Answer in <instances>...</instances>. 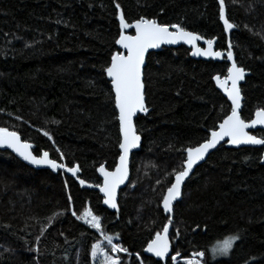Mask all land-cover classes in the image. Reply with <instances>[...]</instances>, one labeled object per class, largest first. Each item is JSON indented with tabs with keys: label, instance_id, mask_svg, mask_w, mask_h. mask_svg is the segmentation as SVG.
Masks as SVG:
<instances>
[{
	"label": "trees",
	"instance_id": "obj_1",
	"mask_svg": "<svg viewBox=\"0 0 264 264\" xmlns=\"http://www.w3.org/2000/svg\"><path fill=\"white\" fill-rule=\"evenodd\" d=\"M119 3L129 21L144 15L181 23L214 38L215 50H227L218 0ZM225 5L226 17L235 25L229 31L234 60L248 73L241 86V115L250 120L257 107H264V0H225ZM118 32L113 0H0V127L19 129L37 151L47 150L58 159L52 141L38 129L49 131L65 162L78 163L80 177L92 184L101 182L99 165L112 170L119 155L118 121L103 73L110 53L118 50ZM227 66L225 61L192 60L184 47L147 56L150 111L136 118L142 145L131 157L130 180L119 192L118 210L103 205L98 192L81 189L63 171L34 170L0 151V264H37L29 251L34 245L40 249L38 264H92L90 246L100 237L66 211L69 193L73 210L92 207L107 234H119L114 242L132 253L124 257L125 264H137L136 253L145 264H154L143 248L167 222L160 209L166 173L183 158L179 149L202 142L230 111L211 79L226 74ZM252 134L264 138L263 131ZM262 153L261 148L221 145L195 169L176 204L174 227L181 236L179 243L174 241L175 250L184 255L204 251L207 264H264ZM53 213L56 218L37 244L35 237ZM230 234H239L238 246L229 256L214 258L212 246Z\"/></svg>",
	"mask_w": 264,
	"mask_h": 264
},
{
	"label": "snow or ice",
	"instance_id": "obj_2",
	"mask_svg": "<svg viewBox=\"0 0 264 264\" xmlns=\"http://www.w3.org/2000/svg\"><path fill=\"white\" fill-rule=\"evenodd\" d=\"M113 3L119 22L118 38L114 43L119 47L118 50L110 53V61L103 68V73L110 80V96L114 102L115 120L118 121L119 155L114 168L109 170L104 164H100L96 171L102 177V182L89 183L80 177V165L70 161L65 162L64 152L59 147H55L53 136L49 131L43 129H38V131L42 132V135L49 141H52L58 159H52L47 150L37 151L29 139L22 137L19 129L9 130L8 127H0V147L11 149L13 153L31 165H46L53 171L62 170L64 173L71 174L79 186L98 189L102 194L103 205L118 210V189L121 185H125L129 179L130 153L138 148L141 142L136 117L140 113L147 114L149 112L146 104L144 79L146 53L149 49H157L164 44L175 45L182 41L191 46V55L193 56L226 59L227 62H231L226 68V74H217L211 79L230 101V111L223 116L218 125L208 130L209 134L202 142L189 144L178 150L182 153L183 158L177 167L166 173L169 180L160 199V207L167 222L163 223L162 227L145 241L143 248L145 254L159 258L154 261V264H160L161 261H165L166 264H180L181 260L183 264H207L204 259V251H193L190 255H184L174 249V241L179 243L181 236L179 228L174 227L176 204L184 196V187L195 177V166H198L199 162L205 161L210 150L215 149L221 141L226 139L229 145H264V138L250 134L249 131L258 125L264 126V107H257L250 120L242 117V91L239 82L245 79L246 69L238 66L235 62L231 41L228 43L226 53L214 50V38L206 39L197 32L188 30L181 23H162L156 18H148L144 15L129 21L126 19L119 0H113ZM218 5L219 20L223 22L224 32L228 33L235 25L226 17L225 0H218ZM163 11L161 9V12ZM198 41H203L206 47L199 46ZM16 119L22 120L23 118L17 116ZM160 183L161 181L157 180V184ZM65 188H68L67 181H65ZM67 200L69 208L66 211H70L77 221H81L99 234L100 238L90 246L91 259L96 264H125L124 257L131 256L132 253L122 243L114 242V239L117 241L120 239L119 234L116 236L107 234L102 216L96 214L92 207L85 206L79 212L73 210L74 201L71 193L68 194ZM56 216L57 214L53 213L51 217L47 218L48 224L42 227L40 235L35 237L37 244L44 236L45 229L53 223ZM196 227L198 229L199 225ZM240 241L239 234H230L222 240H217L211 248L213 257L229 256ZM29 251L36 254L34 259L38 264L39 247L34 245ZM134 258L137 264H145L140 253H136Z\"/></svg>",
	"mask_w": 264,
	"mask_h": 264
},
{
	"label": "water",
	"instance_id": "obj_3",
	"mask_svg": "<svg viewBox=\"0 0 264 264\" xmlns=\"http://www.w3.org/2000/svg\"><path fill=\"white\" fill-rule=\"evenodd\" d=\"M223 23V22H222ZM230 31V30H229ZM227 34V36H228V41H227V47H228V43H229V32L228 33H226ZM198 43V45L199 46H201V47H206V45L204 44V42L203 41H198L197 42ZM215 40H214V44H213V49L215 50ZM180 47H184V48H186L188 51H189V57L192 59V60H195V61H213V62H221V61H225L228 65L231 63V62H227L226 61V59H224V58H215V59H213V58H207V57H199V56H193V55H191V46L190 45H187V44H184L182 41L181 42H178L177 44H175V45H171V44H164V45H161L159 48H157V49H149V51L146 53V55H145V60L147 59V56L149 55V54H151V53H157V52H160L162 49H177V48H180ZM121 51H122V49H120ZM222 52H225L226 53V51H222ZM145 67V66H144ZM248 75V73L246 72V75H245V77ZM105 76H106V74H105ZM106 79H107V81L110 83V80L107 78V76H106ZM244 81H245V79L243 80V81H240L239 82V86L241 87L243 84H244ZM214 82V85H215V81H213ZM110 87H111V85H110ZM215 88L217 89V91L219 92V93H221V95L226 99V101L228 102V104H229V106H230V101H228L227 100V98H226V96L223 94V92L220 90V89H218L217 87H216V85H215ZM242 101H243V97H242ZM242 101H241V111H242ZM150 111V110H149ZM149 113V112H148ZM147 113V114H148ZM147 114H145V113H140V114H138V116L137 117H139V116H146ZM136 117V118H137ZM253 118V117H252ZM257 130H260V131H263L264 132V126H256V128L255 129H250L249 131H250V134H252V132H254V131H257ZM141 145H142V138H141V142H140V145L138 146V148H136V149H134V150H132V152L130 153V156H129V179L125 182V185H121L120 186V189H118V195H119V192L122 190V189H124L127 185H128V182H129V180H130V161H131V157H132V155L134 154V153H136V152H139V150H140V148H141ZM221 145H225L227 148H230V149H240V148H261V149H263V153H262V157H264V145H229V144H227V142H226V139H225V141H221L220 142V144H218L217 145V147L215 148V149H212V150H210V154L211 153H213L217 148H219ZM0 151H8V152H10L11 154H13L20 162H22L23 164H25L27 167H29V168H31V169H34V170H52V169H50V168H48L46 165H40V166H36V165H31V164H29L28 162H26V161H23L20 157H18L15 153H13L12 152V150L11 149H6V148H2V147H0ZM118 151H119V148H118ZM209 154V155H210ZM209 155L206 157V160H207V158L209 157ZM205 160V161H206ZM205 161H202V162H199V164H198V166H195V169L197 168V167H199L200 165H202ZM264 163V159H261V164H263ZM62 171V170H61ZM98 173V172H97ZM68 177H70V178H72L73 180H75V178H73V177H71V174H69V173H65ZM98 176H99V178H100V180H101V182H102V177H100V174L98 173ZM75 182L78 184V182L75 180ZM79 185V184H78ZM81 189H85V190H94V191H96V192H98L99 193V190L98 189H93V188H88V187H81V186H79ZM99 195L102 197V194L101 193H99ZM179 202H181V200L179 201ZM178 202V203H179ZM160 209H161V207H160ZM161 211H162V209H161ZM163 212V211H162ZM164 214V213H163ZM164 216H165V214H164ZM144 253V252H143ZM144 255L146 256V257H149V258H153V259H155V260H158L159 258H155V257H151V254H145L144 253ZM161 262H165V261H161Z\"/></svg>",
	"mask_w": 264,
	"mask_h": 264
},
{
	"label": "rangeland",
	"instance_id": "obj_4",
	"mask_svg": "<svg viewBox=\"0 0 264 264\" xmlns=\"http://www.w3.org/2000/svg\"><path fill=\"white\" fill-rule=\"evenodd\" d=\"M105 244H106V242H105ZM92 264H96V262H94V261L92 260Z\"/></svg>",
	"mask_w": 264,
	"mask_h": 264
}]
</instances>
